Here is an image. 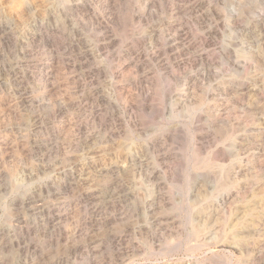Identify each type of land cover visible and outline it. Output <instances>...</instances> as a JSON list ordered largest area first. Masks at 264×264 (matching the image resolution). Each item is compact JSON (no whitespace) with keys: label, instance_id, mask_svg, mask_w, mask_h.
<instances>
[{"label":"rangeland","instance_id":"374dc122","mask_svg":"<svg viewBox=\"0 0 264 264\" xmlns=\"http://www.w3.org/2000/svg\"><path fill=\"white\" fill-rule=\"evenodd\" d=\"M0 264H264V0H0Z\"/></svg>","mask_w":264,"mask_h":264},{"label":"bare ground","instance_id":"6f19581e","mask_svg":"<svg viewBox=\"0 0 264 264\" xmlns=\"http://www.w3.org/2000/svg\"><path fill=\"white\" fill-rule=\"evenodd\" d=\"M5 27V26H4ZM7 29H9V28H7ZM3 31H5V30H3ZM10 32V31H9Z\"/></svg>","mask_w":264,"mask_h":264}]
</instances>
